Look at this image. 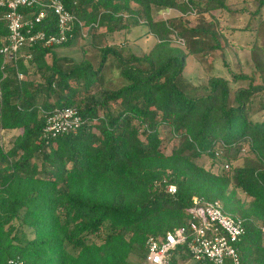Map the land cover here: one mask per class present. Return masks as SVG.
<instances>
[{"label":"trees","instance_id":"trees-1","mask_svg":"<svg viewBox=\"0 0 264 264\" xmlns=\"http://www.w3.org/2000/svg\"><path fill=\"white\" fill-rule=\"evenodd\" d=\"M62 1L86 25L98 23L89 30L95 43L105 37L97 34L103 26L114 33L132 25H146L156 42L141 56L107 44L98 68L89 60L69 65L63 58L67 68L59 63L55 50L74 45L80 33L61 45L26 48L31 59L4 69L0 56V124L18 131L8 148L0 145V264H137L131 254L143 263L149 236L189 223L194 196L237 207L247 219L238 244L241 264H264V119L250 117L254 96L264 91V0H253V16H260L253 28V73L231 79L212 74L201 95L184 87L187 59L212 68V56L224 55L213 12L230 10L229 0ZM155 7L182 15L154 20ZM194 9L199 14L191 20ZM39 10L23 9L31 16ZM55 24L51 16L35 29L53 32ZM172 33L185 44H174ZM7 35L0 20V45ZM109 58L122 81L114 88L105 87ZM239 81L248 84L237 86ZM94 87H101L102 99L76 98L80 89L90 94ZM59 90L65 97L52 101ZM69 106L79 110L81 125L45 138L48 113ZM167 131L177 139L170 154L161 149ZM245 146L250 154L241 165L215 173L203 164L237 161ZM169 185L176 193L168 192ZM238 189L250 197L248 204ZM19 227L32 229L34 238ZM103 232L102 243L90 240Z\"/></svg>","mask_w":264,"mask_h":264},{"label":"built area","instance_id":"built-area-1","mask_svg":"<svg viewBox=\"0 0 264 264\" xmlns=\"http://www.w3.org/2000/svg\"><path fill=\"white\" fill-rule=\"evenodd\" d=\"M33 7L40 9L35 16L23 11ZM0 8L3 9L0 20L8 28V35L0 45L2 69L8 64L15 65L21 58L31 59L32 53L27 52L26 48L39 44L47 47L61 45L76 38L78 33L80 37L90 36L91 28H99L97 22L86 25L84 20L65 7L62 0H0ZM51 16L56 21L53 32L35 29L37 24ZM172 37L179 44H185L184 39L176 33ZM18 78L22 79L23 74L18 73ZM81 123L82 117L76 107L55 108L47 115L43 136L57 137L76 129ZM229 166L225 165L226 168ZM176 189L175 185L167 187L172 194L176 193ZM187 211L191 216L187 225L148 237L147 254L142 264H173L174 260L177 264H185L186 261L193 264H225L227 260L241 264L238 244L245 234L247 219L228 212L221 201L201 196L193 197V204ZM261 229L264 231V225ZM185 254L189 256L187 260L183 257ZM9 264H23V261L11 259Z\"/></svg>","mask_w":264,"mask_h":264},{"label":"rangeland","instance_id":"rangeland-1","mask_svg":"<svg viewBox=\"0 0 264 264\" xmlns=\"http://www.w3.org/2000/svg\"><path fill=\"white\" fill-rule=\"evenodd\" d=\"M228 4L230 10L222 9L213 12L214 16L218 19V21L213 23V29L217 32L220 40L225 46L224 55L215 53V55L212 56V68H210L208 64L200 62L193 56H189L187 59V64L183 73V80L186 91L191 93V95H201L206 93L208 91L206 88L208 87V80L212 74L231 79L232 75L235 73H253L254 65L252 61L251 49L254 45V40L256 39V33L253 28L260 16L257 18H254L253 16V12L256 10V5L253 0H229ZM188 14L192 17L191 20H194L198 17L197 15L199 14V10H191ZM153 15L154 20H164L171 17H178L182 14L176 9L155 7ZM141 22V24L144 23L143 21ZM192 24L194 23L192 22ZM97 34H104L103 36L105 37L99 38L97 43H95L92 40V37L87 35L78 39L75 44L70 47L56 49L55 52L57 56L62 58L59 63L64 68H67V64L64 62L63 58L70 60L71 63H69V65L75 62L89 60L94 65V68H98L102 59L100 48L107 44L122 47L125 55L134 53L141 56L148 53L156 42V37L152 33H148V27L146 25H132L131 31L121 30L114 33H105V27L103 26L98 30ZM172 34L170 37L175 42L174 44L178 43V41L172 37ZM262 43L263 37L259 40V44ZM52 60V55H48L47 62L51 64ZM107 67V78L111 81L108 79L105 87L114 88L120 86L122 83L121 77H119V73L115 70V66L112 64L111 58L108 60ZM30 76L34 79L38 78L33 75ZM71 84H73V86L77 85L75 81H72ZM247 84V81H239L237 86H247ZM100 90L101 87L99 89L98 87H94L90 90V94H88L84 91V89H80L76 98L78 100L85 98L88 101H91L92 97H95V99H102L103 94ZM58 97H65V93L59 90L53 96L52 101H55ZM112 106L117 107V104L113 103ZM250 117L252 120L261 121L264 119V91L254 96L250 106ZM17 134V130L3 129L0 124V145L8 148L11 141ZM176 146L177 139H172L169 136L168 131L164 133L161 149L166 154H170ZM249 154V147L245 146L241 151L240 159L237 161L228 163L222 160L214 161L212 159H206L203 160V164L206 168L218 173L221 172L223 166L226 168V164L231 165L229 166L231 168L241 165ZM237 196L240 201H243L246 204L250 201V197L246 196L241 189H238ZM222 203L228 212L234 215H240L237 207H232L231 203ZM259 225L260 227L263 226V224ZM19 228L22 229V231L20 230L21 235H25V237L29 239L34 238L32 229L26 227ZM104 236L105 233L103 232L99 236H91L90 240L102 243ZM130 260L137 264H142V259L137 254H131ZM185 264L193 263L186 261Z\"/></svg>","mask_w":264,"mask_h":264}]
</instances>
